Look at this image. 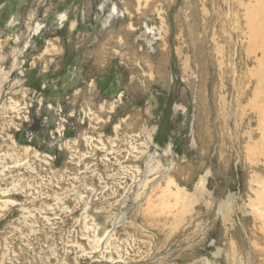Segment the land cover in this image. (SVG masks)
Here are the masks:
<instances>
[{
  "label": "rangeland",
  "instance_id": "374dc122",
  "mask_svg": "<svg viewBox=\"0 0 264 264\" xmlns=\"http://www.w3.org/2000/svg\"><path fill=\"white\" fill-rule=\"evenodd\" d=\"M0 264H264V0H0Z\"/></svg>",
  "mask_w": 264,
  "mask_h": 264
},
{
  "label": "bare ground",
  "instance_id": "6f19581e",
  "mask_svg": "<svg viewBox=\"0 0 264 264\" xmlns=\"http://www.w3.org/2000/svg\"><path fill=\"white\" fill-rule=\"evenodd\" d=\"M263 25V24H262Z\"/></svg>",
  "mask_w": 264,
  "mask_h": 264
}]
</instances>
